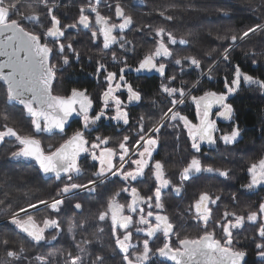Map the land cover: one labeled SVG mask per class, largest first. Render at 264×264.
Listing matches in <instances>:
<instances>
[{
	"label": "snow or ice",
	"instance_id": "6c2138e0",
	"mask_svg": "<svg viewBox=\"0 0 264 264\" xmlns=\"http://www.w3.org/2000/svg\"><path fill=\"white\" fill-rule=\"evenodd\" d=\"M66 7L64 0H0V146L11 145L0 169H31L56 182L54 195L14 207L12 192L30 181L13 183L11 171L0 172V216L8 218L0 226V264H249L250 252L251 264H264V199L236 210L245 192L264 190V147L242 167L246 182L229 200L222 190H200L188 197L186 207L177 205L176 215L166 207V198L184 201L197 181L223 178V183L234 175L230 167L205 163L202 146L222 144L229 155L238 154L234 150L245 129L230 97L253 86L264 95V76L233 63L239 42L258 37L264 44V0H248L247 10L260 15L241 31H208V44L219 43L205 52L207 59L191 47L200 42L199 28L189 27L178 39L169 27L183 20L173 14L177 10H197L191 5L153 9L167 22L157 26H137L123 0H72L76 14L70 19L60 11ZM216 12L230 18L228 7L218 6ZM130 32L151 46L137 52ZM79 36L90 42L84 52L77 47ZM129 53L135 63H129ZM258 57H264V48L252 45L244 52L253 67ZM221 65L223 90L204 87ZM77 72L95 78L99 93L82 86L57 91L58 78ZM129 73L160 79L135 124L130 106H145L147 93ZM189 104L194 120L184 113ZM73 123L78 127L69 134ZM260 124L264 137V119ZM43 134L59 142L45 147ZM173 134L177 146L186 136L190 158L170 176L169 161L156 156ZM85 168L91 175L81 181ZM66 209L71 218L65 228ZM40 211L46 214L37 216ZM189 227H195V235L187 233ZM10 236L18 238L19 247ZM60 241L61 250L30 252Z\"/></svg>",
	"mask_w": 264,
	"mask_h": 264
},
{
	"label": "trees",
	"instance_id": "16d2710c",
	"mask_svg": "<svg viewBox=\"0 0 264 264\" xmlns=\"http://www.w3.org/2000/svg\"><path fill=\"white\" fill-rule=\"evenodd\" d=\"M135 0H123L126 5V10L131 14L136 22V25L139 26L143 22H150L154 26L160 24H167L161 20V18L155 15L153 9L162 10L163 8L170 6L173 3H178L180 5H191L195 9L191 13H186L182 9L177 10L173 14L177 16H182L183 20H177L172 25H170V30H174L177 38L189 28L194 27L199 28L200 42L192 45V50L197 52L198 55L207 59L204 55L205 52L209 49V47H215L218 44V41H212L211 45L208 44V40L210 37L207 36L209 30L215 34L219 31L221 34H224L226 30L231 29L232 31H241L248 25L252 24L256 21L257 17L260 15L257 12L255 15L247 10L248 8V0H139V4L134 3ZM65 4L68 5L66 8H61L60 11L66 15H69V19L71 16L76 14V9L71 7L72 0H64ZM255 3H260V0H254ZM218 6L228 7L230 10V18L229 17H219L216 8ZM129 39H136L137 41V52L141 53L150 47V44H141L140 35L135 32H130L128 34ZM80 43L77 44V47L81 49L82 52L86 51L85 44L90 43L86 40V37L79 36L77 38ZM147 36L143 37V40H148ZM260 38L253 37L251 41H241L240 47H238L233 53V63H239L242 67L243 71H247L254 76H264V57H258L259 65L253 67L250 60H245L244 52L251 47L252 45H256L257 48H264V44L259 43ZM95 46H93L94 48ZM183 47V46H181ZM97 53L94 51L92 55H96ZM133 61L135 63L134 54L131 55ZM85 63H87V56H85ZM94 63V61H93ZM205 67H207L205 65ZM117 70V69H113ZM224 66L221 65L218 73H214V79L208 81L205 79L204 87H211L214 90H223V78L225 76ZM230 75V73H228ZM186 80L191 81L192 77L185 76ZM61 83L57 84V91L61 89H69L74 86H82L88 88L90 93L98 94L100 91V86L97 83L96 79L93 77H89L83 73H73L69 78L67 74L64 77L58 78ZM71 80V82H70ZM160 80V79H159ZM149 79L141 81H135L134 84L138 86L143 92L147 93L145 98V106H137V111L134 116H139L146 111V106L150 102V98L155 93L156 89L159 86L160 81ZM230 101L233 103L239 120L241 127L245 129L244 138L241 143L234 150L238 154L229 155L228 151L224 149V146L221 144L219 148H204V150L208 153L205 158V163H213L215 166L220 167H230L233 169V177L231 180L224 181L221 183L220 181L223 178L218 179H207L200 180L196 182L195 186H189L187 189V195L185 196L184 201H180L179 199L166 198V207L169 211L170 215L177 214V205L182 209L187 206L188 197H190L194 192H198L200 190H211L214 193H219L221 190L225 194V200L230 199V194L232 191L240 189L241 183H245L246 180L243 179L245 173L241 171L242 167L245 165L246 161L258 154L260 149L264 147V137L260 136L259 129L261 127L260 121L264 119V95L253 86L252 89H248L247 87H243L242 90L235 96L230 97ZM184 113L189 116L190 119H195L194 117V107L190 104L185 107ZM220 126L223 128L225 126V122H220ZM29 126H26L22 129V134L27 133ZM78 127V124L73 123L71 128L68 129L69 134ZM124 133H121L123 135ZM42 139V143L45 147L49 143H58V137H52L47 134H43L40 136ZM186 136H183L180 140L179 145L177 146L175 140V134L171 136H166L164 138V146L160 148L159 155L156 156V159L168 160L169 163L166 165L167 172L170 176H174L175 173L179 171L182 167V160L185 158H190L188 156V152L190 150V145L185 143ZM11 145L4 144L0 146V162H3L7 155L9 154V149ZM11 171L13 174V183H21L22 179H27L30 182L27 183L22 189L19 191L12 192L13 206H24L29 200L35 199H47L49 195H54L56 191V182L53 180H45L39 178L35 172L31 169H24L21 171L19 168L12 167L9 168L5 166L3 169H0V172ZM91 175V169L85 168L84 173L81 176V181H86ZM177 178L178 177H174ZM78 198V197H77ZM264 199V190L261 188H257L251 192H245L244 195L240 197V204L237 207V211H243L247 208V206L256 203L257 201ZM90 203L93 206H98L97 200H91ZM223 205H221L220 211H223ZM85 208H88V203L85 204ZM35 211V210H33ZM67 218H64V221L67 222V219L71 218V210L66 209ZM46 214L45 211L37 212V216H44ZM2 219H7L5 216H0V226H3L7 223V220L2 221ZM66 228V225H65ZM188 234L195 235L196 229L195 227H189L187 229ZM10 239L16 241V247H19L18 238L15 236H10ZM63 241L59 243H55V247H43L39 249H32L30 252H43L47 253L49 251H57L62 249ZM3 256V253L0 252V257ZM249 264L255 259L254 254L250 252L248 257ZM115 264H119V260L115 262Z\"/></svg>",
	"mask_w": 264,
	"mask_h": 264
},
{
	"label": "flooded vegetation",
	"instance_id": "af4514ba",
	"mask_svg": "<svg viewBox=\"0 0 264 264\" xmlns=\"http://www.w3.org/2000/svg\"><path fill=\"white\" fill-rule=\"evenodd\" d=\"M132 53H129V56H131ZM133 61H131V59L129 60V63H132ZM128 78L134 83L135 81H141L143 82L144 80H149V79H154V80H159V77L158 76H155V74H147V73H144V74H137V73H129L128 74ZM160 81V80H159ZM160 83V82H159ZM132 108V112H131V115L133 117V124H135V119L137 118V116H134V114L136 113L137 111V106L136 105H133V106H130Z\"/></svg>",
	"mask_w": 264,
	"mask_h": 264
},
{
	"label": "water",
	"instance_id": "95a60500",
	"mask_svg": "<svg viewBox=\"0 0 264 264\" xmlns=\"http://www.w3.org/2000/svg\"><path fill=\"white\" fill-rule=\"evenodd\" d=\"M134 3H135V4H139L140 1H139V0H135ZM221 122H223V121H221ZM47 135H50V134H47ZM202 147H204V148H209L208 145H203Z\"/></svg>",
	"mask_w": 264,
	"mask_h": 264
},
{
	"label": "rangeland",
	"instance_id": "374dc122",
	"mask_svg": "<svg viewBox=\"0 0 264 264\" xmlns=\"http://www.w3.org/2000/svg\"><path fill=\"white\" fill-rule=\"evenodd\" d=\"M194 117H195V111H194ZM226 123V122H225ZM256 190V189H255ZM82 195H86V194H82ZM41 207H43V206H41ZM33 211V210H32ZM8 219V218H7ZM7 219H2V221H4V220H7ZM66 221V220H65ZM67 223H68V219H67V222H65V225H66V227H67Z\"/></svg>",
	"mask_w": 264,
	"mask_h": 264
}]
</instances>
